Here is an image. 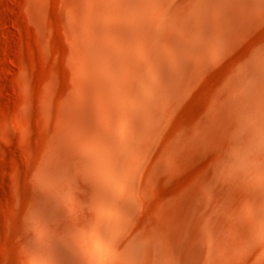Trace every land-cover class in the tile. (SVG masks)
Instances as JSON below:
<instances>
[{"label": "bare ground", "instance_id": "1", "mask_svg": "<svg viewBox=\"0 0 264 264\" xmlns=\"http://www.w3.org/2000/svg\"><path fill=\"white\" fill-rule=\"evenodd\" d=\"M61 6L71 87L32 176L23 264L264 263V0ZM234 56L203 124L178 131L192 88ZM203 156L202 186L161 189Z\"/></svg>", "mask_w": 264, "mask_h": 264}, {"label": "rangeland", "instance_id": "2", "mask_svg": "<svg viewBox=\"0 0 264 264\" xmlns=\"http://www.w3.org/2000/svg\"><path fill=\"white\" fill-rule=\"evenodd\" d=\"M33 3L41 10L33 11ZM63 26L61 0H0V264L26 261L22 242L26 213L34 200L32 176L47 144L57 136L59 109L71 87L69 41ZM229 61L237 63L234 56L193 86L172 115L178 131L203 124L213 96L235 65ZM212 160L201 157L184 176L161 184V189L178 196L197 181L202 186ZM221 206L215 199L214 210ZM216 257L215 264H264L241 262L232 255Z\"/></svg>", "mask_w": 264, "mask_h": 264}]
</instances>
